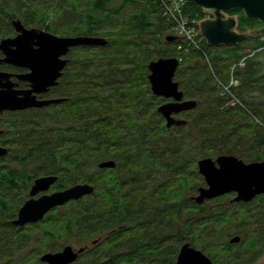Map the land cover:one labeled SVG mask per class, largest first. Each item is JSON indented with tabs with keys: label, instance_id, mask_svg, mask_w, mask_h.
Instances as JSON below:
<instances>
[{
	"label": "trees",
	"instance_id": "trees-1",
	"mask_svg": "<svg viewBox=\"0 0 264 264\" xmlns=\"http://www.w3.org/2000/svg\"><path fill=\"white\" fill-rule=\"evenodd\" d=\"M163 13L162 0H0V39L12 35L11 22L19 20L57 36L107 40L71 48L60 87L65 104L5 117L0 264H42V254L74 238L85 249L72 264H173L184 243L213 264H252L264 252V194L248 202H233L231 194L201 204L192 199L204 186L199 159L264 161L261 36L209 45L199 35L198 47L181 37L169 44L165 35L173 26ZM226 13L238 17V32L262 25L239 8ZM182 14L187 21L206 17L192 3L183 4ZM171 57L179 60L174 81L196 105L183 114V125L167 127L147 66ZM231 77L234 104L222 94ZM106 160L114 167L98 168ZM47 175L57 177L58 189L87 183L94 190L37 223L13 225L31 184ZM231 235L239 242L230 243ZM60 241L64 245L55 244Z\"/></svg>",
	"mask_w": 264,
	"mask_h": 264
},
{
	"label": "water",
	"instance_id": "water-1",
	"mask_svg": "<svg viewBox=\"0 0 264 264\" xmlns=\"http://www.w3.org/2000/svg\"><path fill=\"white\" fill-rule=\"evenodd\" d=\"M192 3L204 12L211 13V18L199 23L202 39L209 45L237 44L247 35L236 31L237 20L224 17V12L231 8H239L248 18H255L262 27L253 32L252 36H261L264 32V0H180ZM14 37L0 39V64L27 68L28 73L16 75L29 84V89L19 91L11 81L12 74L0 71V112L19 111L32 107L41 108L56 104L63 99L36 100L35 94L46 91L57 85L61 70L67 63L63 59L71 48L78 46H105L107 40L99 36H57L39 28H26L19 20L11 22ZM168 39V38H167ZM179 65L175 57L158 58L149 62L147 76L150 91L155 97L171 99L157 107V111L165 119L167 127L181 122L174 120L172 114L195 107L194 101H182L183 93L174 81V74ZM6 147H0V158L7 154ZM115 163L106 160L97 164L98 168H113ZM197 171L202 176L205 186L197 189L192 199L201 204L225 194H233V202H248L256 196L264 194V161L245 163L233 155H220L212 159L201 158L196 163ZM57 180L56 176L48 175L37 178L29 191L30 196L45 192ZM94 188L87 183H78L61 191L42 194L38 198L27 199L18 209L15 226L34 224L43 220L44 216L56 207L71 201H77L90 195ZM238 236L230 238V243L239 242ZM85 248L74 249L64 246L55 253L46 252L39 258L42 264H72L78 254ZM173 264H213L212 260L201 250L184 243Z\"/></svg>",
	"mask_w": 264,
	"mask_h": 264
},
{
	"label": "flooded vegetation",
	"instance_id": "flooded-vegetation-1",
	"mask_svg": "<svg viewBox=\"0 0 264 264\" xmlns=\"http://www.w3.org/2000/svg\"><path fill=\"white\" fill-rule=\"evenodd\" d=\"M224 17H234L238 21V17L236 15H229L228 13H226V11L224 12ZM261 27H262V25H261ZM42 30H44V29H42ZM44 31H46V30H44ZM236 31H238L237 30V27H236ZM15 35H16V33L13 31V34L10 35V36H8V37H14ZM178 38H180V36L177 35L174 31H171L170 33H168V34L165 35V41L168 42L169 44L174 43ZM69 53H70V51L68 52V54L66 56L61 57L63 59H67V63L65 64V66L61 70V75L57 79V82H58L57 85L52 86V87H49L46 91L40 92L38 94H35L36 100H38V101H42V100H53V99H63V101H61L60 103H56V104H50V105H47V106L41 107V108L32 107V108H29V109L19 110V111H1L0 112V147H7L8 135H6V134L4 135V133H3V122L5 120V117L8 114H23L25 112L32 111V110H34V111L49 110L50 112H53L54 108L65 104L69 100V98L64 94L63 88H60L61 85H62V78L64 76L65 69H66L67 64H68V61H69V58H68ZM2 57L3 56L0 53V59ZM0 71L1 72H6V73H9V74H12V77L10 79L15 84L14 88L16 90L24 91V90L29 89V84L26 81L20 80V79H18L16 77V75H23V74L28 73L29 70L27 68L14 67V66L8 65V64H0ZM160 98L162 99V101L160 102L159 105H161L163 103H167V102L172 101L171 99H164L162 97H160ZM182 101H185L183 97H182ZM186 101H190V100H186ZM193 109H194V107L193 108H190L188 110H185V111H181L179 113H174V114H172V118L174 120H177V121H180L181 122L178 125H183L185 123V121L182 118L183 117V114L186 113V112L188 113V112L192 111ZM164 121H165V119H164ZM3 158L4 157L0 158V160L3 159ZM56 182L57 181H55V183ZM33 183L31 184V186L33 185ZM55 183L53 185H51L47 191L42 192V193H38V194H36L34 196H30L29 195V191L31 189V186H30V189L28 191V195H27V198L25 199V201L27 199L31 198V197L32 198H38L42 194H51V193L56 192V191L64 190V189L55 188ZM204 186H205V183H204ZM231 196L233 197V194H231Z\"/></svg>",
	"mask_w": 264,
	"mask_h": 264
},
{
	"label": "built area",
	"instance_id": "built-area-1",
	"mask_svg": "<svg viewBox=\"0 0 264 264\" xmlns=\"http://www.w3.org/2000/svg\"><path fill=\"white\" fill-rule=\"evenodd\" d=\"M164 7V16L166 20L172 23V31H174L177 35L183 38L186 41L187 46L198 47L200 42L199 32V23L205 19L211 18V13H206V17L203 20H191L187 21V19L182 14L183 2L180 0H162ZM210 15V16H209ZM261 45L258 50L264 49V32L261 37ZM181 49V46H179ZM243 65V60H241L237 66ZM235 66L231 68V71ZM236 81L231 77L230 82L227 86H222V94H229L231 97V93L229 91L230 86H235ZM237 100L232 97L229 104H234Z\"/></svg>",
	"mask_w": 264,
	"mask_h": 264
},
{
	"label": "rangeland",
	"instance_id": "rangeland-1",
	"mask_svg": "<svg viewBox=\"0 0 264 264\" xmlns=\"http://www.w3.org/2000/svg\"><path fill=\"white\" fill-rule=\"evenodd\" d=\"M253 32L251 31H247L246 32V35L247 36H252ZM182 40L186 43V41L182 38ZM183 45V44H181ZM242 66V65H241ZM149 72V71H148ZM234 235H231L229 238L233 237ZM77 239H71L70 242H69V245L74 248V249H78L79 246L77 245ZM65 242H55L56 245H64ZM252 264H264V252H261L257 258L255 259V261L252 263Z\"/></svg>",
	"mask_w": 264,
	"mask_h": 264
}]
</instances>
